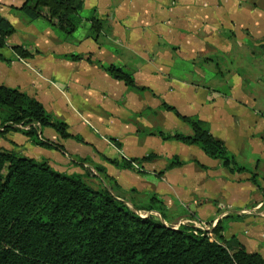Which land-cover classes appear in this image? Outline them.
Instances as JSON below:
<instances>
[{
	"label": "crops",
	"instance_id": "crops-1",
	"mask_svg": "<svg viewBox=\"0 0 264 264\" xmlns=\"http://www.w3.org/2000/svg\"><path fill=\"white\" fill-rule=\"evenodd\" d=\"M23 2L0 0V16L14 28L1 50L0 85L36 99L54 118L71 101L80 104L102 129L109 123L116 128L110 140L120 148L104 138L99 149L81 132L69 133L82 142L61 139L49 128L40 137L62 150L34 146L20 132L1 135L0 148L46 160L67 174L92 170L90 163L102 166L116 182L118 199L143 207L155 196L170 226L198 218L229 252L242 246L264 259V0H82L81 24L70 35L45 18L27 19L18 10ZM92 16L106 23L97 41L89 37ZM13 46L29 56L18 58ZM69 55L81 59L71 62ZM109 65L130 73L144 90L121 88L105 71ZM162 103L204 122L236 163L257 175L258 184L249 173H230L197 146L149 135L183 127ZM67 140L86 146L88 154L76 153L74 144L68 151ZM144 145L147 153H139ZM42 150L54 154L43 156ZM149 154L158 158L141 164V173L101 157ZM174 156L184 164L167 168ZM84 158L89 162H76ZM69 161L82 171L58 167ZM180 203L185 209L174 211Z\"/></svg>",
	"mask_w": 264,
	"mask_h": 264
},
{
	"label": "trees",
	"instance_id": "trees-1",
	"mask_svg": "<svg viewBox=\"0 0 264 264\" xmlns=\"http://www.w3.org/2000/svg\"><path fill=\"white\" fill-rule=\"evenodd\" d=\"M18 10L31 21L45 18L70 35L81 24L82 0H24ZM90 22L89 37L97 40L106 23L94 16ZM13 32L11 24L0 16V60L4 59L1 50L5 48L6 38ZM12 51L20 59L29 56L20 46H13ZM105 71L129 89L144 90L136 86L130 73L119 67L109 65ZM161 106L187 123L192 135L165 134L158 130L149 135L197 146L209 158L220 160L230 173H249L250 180L258 184L256 175L236 163L204 122L181 116L165 103ZM41 128H51L61 139L82 142L79 136L68 132L64 123L54 120L36 99L0 85V135L20 132L34 146L62 150L60 145L41 139L38 134ZM110 141L120 148L118 143ZM101 157L119 169L138 173L143 171L141 164L158 158L155 154L129 159ZM78 161L89 162L87 158ZM183 164L174 156L167 168ZM82 169V174L59 172L46 160L0 148V264H264L260 255L248 253L242 246L229 252L223 244L210 240L205 231L190 224L175 228L165 225L150 214L158 213L165 220L164 208L155 196L146 207H129L113 194L116 182L104 167L94 165L93 169L108 181V187L88 185L85 178L96 175L87 167ZM156 202L160 206H155ZM139 211L147 213L140 215Z\"/></svg>",
	"mask_w": 264,
	"mask_h": 264
},
{
	"label": "rangeland",
	"instance_id": "rangeland-1",
	"mask_svg": "<svg viewBox=\"0 0 264 264\" xmlns=\"http://www.w3.org/2000/svg\"><path fill=\"white\" fill-rule=\"evenodd\" d=\"M101 36H102V34H99L97 40H99V37H101ZM97 40H95V41H97ZM69 56H78V55H69ZM69 56H66V58H68L71 62L77 61V60H71L69 58ZM79 57L81 59V56H79ZM80 59H78V60H80ZM118 83H119V85H120L121 88H122V86L125 87L124 86L125 84L122 81H120ZM58 85H59L58 87L60 89H62L65 93H67V96L70 95V93L68 92V90H67V88L65 86H60V84H58ZM65 104H66V101H65ZM67 107H68L67 109H65V107L63 108V111H62L61 115H58L57 116L58 118H54L53 117V119L56 120V121H58V122L64 123L66 125V128H67L68 132L75 133V134L81 132V134L84 137H86L87 140H89L92 143H94V145L97 146L99 149H102L103 147L105 148V145L103 144V142H105L104 141V138L107 139L108 141H110V139H113L112 137H114V135H115L114 134L115 133L114 130H116V128H113L112 130H110V123L108 124V127H106L107 130H104V129H102L97 124V122H96L95 119H93L90 116H88L87 110H85L84 107H82L80 104H77V103L71 101L70 104L67 105ZM109 122H111V121H109ZM179 122L182 124L183 127H180L178 129H175L174 131H176V132H178L180 134H183L185 136L192 135V129H191V127L187 123H184L181 120ZM85 127H86V129H85ZM42 129H44V128H41L39 130L41 131ZM49 129H51V128H49ZM84 130H87V133ZM180 130H182V132ZM40 131L38 133L39 136H40ZM11 132H13V131L6 132L3 135H5L6 137H13V136H15ZM88 134H90V135H88ZM42 140H44V139H42ZM71 144L76 145V142L73 141V140H67L65 142V146H66L67 150L68 151L71 150L73 152L74 148H71ZM76 146H77V150L75 151L76 153H79V154H88V148H86V146H81L79 144L76 145ZM147 147L148 146L145 147V145H144L143 146V149L139 153H143V154L144 153H147V152H145V150H146ZM58 150H61V149H58ZM41 152H42V155L43 156L50 155V154H54L52 151H49V150H42ZM104 152L106 154L105 149H104ZM107 152L108 153L109 152H112V150L110 149V151H109V148H107ZM76 162H79V161L77 160ZM136 165H139V164L136 163ZM136 165H135V167H136ZM88 166L92 169V171L94 172V174L96 175V177H94V178H92V177L91 178H85V182L88 185H90L91 187H94V188H98L101 185H103L105 187L106 186L108 187V184H109L108 181H106L104 178H102L100 175H98L94 171L93 164L90 163ZM58 167H60L63 170L82 171V169L77 165V163H72L71 161H69V163H66L63 166H58ZM256 177H257V175H256ZM257 182H258V179H257ZM113 194H115L116 196H118L115 193V191H113ZM125 200L127 201L126 203L129 205V207L135 208V206L133 205V203H132V201L130 199L129 200L128 199H125ZM158 201L162 204V202L160 200H158ZM159 202L154 203L155 206H160ZM162 206H163V204H162ZM143 207H146V206H143ZM184 209H185V206L180 203V205H176V207L174 208V211H176V212H182V210H184ZM138 213H140L142 215H145L147 212L139 211ZM150 214H153V215L157 216L159 219L162 218L158 213L151 212ZM188 218L189 219L186 220V221L189 222V221L192 220V218H190V217H188ZM163 221H164L165 224H167L169 226L171 225L170 222H165V220H163ZM186 221L181 222V223H179L177 225L174 224V227H176V226H178L180 224H187Z\"/></svg>",
	"mask_w": 264,
	"mask_h": 264
},
{
	"label": "built area",
	"instance_id": "built-area-1",
	"mask_svg": "<svg viewBox=\"0 0 264 264\" xmlns=\"http://www.w3.org/2000/svg\"><path fill=\"white\" fill-rule=\"evenodd\" d=\"M18 127L21 128V129H24V130H27V129H28V126H25V127L18 126ZM139 214H140V213H139ZM140 215H142V214H140ZM186 223H187V224H190V225H192V226H194V227H196V228H199V229H201V230H203V231H205V232L207 233L208 238H209L210 240H214V241H216V240L214 239V236H213L212 232H211L210 224H208L207 222H204L203 220H200V219H198V218H192L191 221H189V222L186 221Z\"/></svg>",
	"mask_w": 264,
	"mask_h": 264
},
{
	"label": "water",
	"instance_id": "water-1",
	"mask_svg": "<svg viewBox=\"0 0 264 264\" xmlns=\"http://www.w3.org/2000/svg\"><path fill=\"white\" fill-rule=\"evenodd\" d=\"M160 220L164 223V221H163V219L162 218H160ZM165 224V223H164ZM166 225V224H165Z\"/></svg>",
	"mask_w": 264,
	"mask_h": 264
}]
</instances>
